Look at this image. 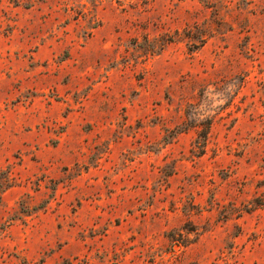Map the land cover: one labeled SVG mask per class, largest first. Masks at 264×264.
<instances>
[{"label":"rangeland","instance_id":"374dc122","mask_svg":"<svg viewBox=\"0 0 264 264\" xmlns=\"http://www.w3.org/2000/svg\"><path fill=\"white\" fill-rule=\"evenodd\" d=\"M0 264H264V0H0Z\"/></svg>","mask_w":264,"mask_h":264}]
</instances>
